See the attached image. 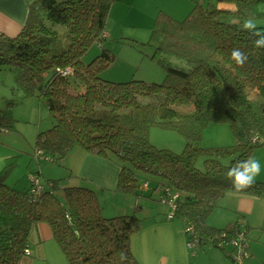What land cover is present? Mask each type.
<instances>
[{
    "label": "trees",
    "instance_id": "trees-1",
    "mask_svg": "<svg viewBox=\"0 0 264 264\" xmlns=\"http://www.w3.org/2000/svg\"><path fill=\"white\" fill-rule=\"evenodd\" d=\"M114 1L33 0L20 32L0 34V67L13 69L23 97H38L53 118L50 128L38 132L33 157L58 163L80 148L108 158L120 168L117 190L136 196L142 194L141 175L149 176L155 191L179 193L175 218L193 229L196 246L213 244L232 260L218 241L223 231L227 237L236 234L237 220L244 218L238 215L222 228L208 219L228 192L264 195L263 180L235 191L226 176L238 160L264 147L251 139L264 137V50L255 49V37L243 30L244 20L260 14L255 8L264 0H216L233 9L199 0L183 19L159 10L149 44L155 47L153 60L166 71L161 82L102 77L115 59L102 45ZM257 28L264 31V26ZM96 43L101 53L85 62ZM233 48L248 54L244 67L231 61ZM167 54L186 60L189 68L172 66ZM3 100L0 132L15 130L16 102ZM212 122H228L234 143L199 146ZM155 126L182 134L185 147L175 152L152 144L149 134ZM10 171L0 172V264L22 263L39 222L51 227L69 264H140L131 238L143 226L141 206L106 216L98 191L85 179L62 187L60 179L47 178L44 184L40 174L31 172L27 186L20 188L6 183ZM31 176L40 179L39 194L33 192Z\"/></svg>",
    "mask_w": 264,
    "mask_h": 264
},
{
    "label": "rangeland",
    "instance_id": "rangeland-1",
    "mask_svg": "<svg viewBox=\"0 0 264 264\" xmlns=\"http://www.w3.org/2000/svg\"><path fill=\"white\" fill-rule=\"evenodd\" d=\"M195 1L199 0H115L106 23L110 36L102 41V45L114 54L115 59L102 71V77L118 82L133 78L161 82L166 71L157 61L153 60L155 47L149 44L151 28L157 13L162 10L176 19H183L193 8ZM200 1L206 4L209 0ZM211 2L218 6V1L211 0ZM255 12L260 14H255L252 19L256 21L257 26H264V3L257 5ZM101 51L102 46L96 43L89 49L83 60L89 62ZM165 56L172 66L189 68L186 60L169 54ZM0 68V107H5L4 98H13L16 102L12 109L16 120L15 130L0 132V172L4 173L5 169L12 170L8 174L6 183L20 188L26 187L28 175L35 172L40 174L39 177L44 184L47 178H54L60 179L62 187L66 186L74 177L63 160L58 163L48 160L38 162L33 157L38 132L47 130L53 125V118L48 108L36 96L24 98L22 91L16 86L15 71L7 66ZM149 139L155 146L168 148L175 152H180L186 145V138L179 132L156 126L150 129ZM233 143L234 137L229 123L212 122L204 129L199 146H228ZM9 157L12 159H7ZM198 163L199 165L202 163V157ZM149 178V176L141 175L139 187ZM97 191L105 213L110 214L120 207L123 208L125 204L130 203L129 199H134V201L138 199L142 206L140 210L143 218L142 228L154 227L153 225L157 222H165L169 225H178L185 234L182 219L176 217L168 220L165 218L168 213L172 212V208L158 198L159 192L154 190L152 183L139 196L120 191L107 193L105 189L102 190L98 186ZM60 195L63 196L61 190ZM129 210L132 211L127 213L134 211L133 208ZM224 218H221V221ZM151 229L154 228L150 227ZM139 232L141 230L137 233ZM247 238L249 246V234ZM160 246L156 253L157 259L161 255H170L166 245L161 244ZM228 250L231 252L233 248L230 246ZM137 253L140 254L138 249ZM191 259L190 255L185 258L186 261Z\"/></svg>",
    "mask_w": 264,
    "mask_h": 264
},
{
    "label": "crops",
    "instance_id": "crops-1",
    "mask_svg": "<svg viewBox=\"0 0 264 264\" xmlns=\"http://www.w3.org/2000/svg\"><path fill=\"white\" fill-rule=\"evenodd\" d=\"M32 1L0 0V34L15 36L20 32L27 20L29 4ZM218 7L234 8L233 5L223 2H219ZM108 36H110L109 33ZM253 155L261 163V175L257 179L264 181V147L257 148ZM63 162L68 165V169L75 176L67 185H77L81 183V179H85L83 182L96 190L98 186L102 190L105 189L107 193L118 191L120 168L112 160L76 148L63 159ZM129 200L130 203L124 205L126 208L122 206L123 208L120 207L110 214L105 213V208H103L104 215L126 214L132 211L129 210L130 208L135 209L137 204L141 206L138 199ZM218 205L209 217V224L222 228L234 221L238 215H242L249 228L250 238L251 257L246 264H262L264 261V195L228 192L219 200ZM221 218L224 219L221 221ZM153 226L142 228L141 232L133 234L131 238L133 253L140 264H233L225 251L213 244L189 249L185 241L186 236L178 225L157 222ZM150 227L154 229L150 230ZM161 244L167 246L170 255H161L157 259L156 253ZM137 249L140 254L137 253ZM29 250L30 254L21 264H69L54 238L51 227L45 222H39L31 232ZM187 255H190L192 259L186 261Z\"/></svg>",
    "mask_w": 264,
    "mask_h": 264
},
{
    "label": "clouds",
    "instance_id": "clouds-1",
    "mask_svg": "<svg viewBox=\"0 0 264 264\" xmlns=\"http://www.w3.org/2000/svg\"><path fill=\"white\" fill-rule=\"evenodd\" d=\"M243 30L248 32L251 37H255L252 41L255 49L264 50V31L257 28L254 19H245L243 22ZM230 59L237 67L242 68L248 62V54L240 48H233ZM251 139L253 142L259 141L264 144V137H261L259 134ZM260 175L261 163L254 155L243 160H238L226 173L235 191H245L251 188ZM120 255L122 261L126 259L125 254L121 253Z\"/></svg>",
    "mask_w": 264,
    "mask_h": 264
},
{
    "label": "built area",
    "instance_id": "built-area-1",
    "mask_svg": "<svg viewBox=\"0 0 264 264\" xmlns=\"http://www.w3.org/2000/svg\"><path fill=\"white\" fill-rule=\"evenodd\" d=\"M105 36L108 37V33H105ZM70 70H65L63 73L67 74L69 73ZM41 152H38L40 154ZM31 181L33 185V192L35 194H39L42 191V185L40 183V179L37 178L36 176H31ZM150 186V183L148 180L144 181L141 186V191H145L148 189ZM159 192V197L162 202L169 204L170 207L172 208V212L168 213L166 216V219L168 220H173L175 218L174 211L176 210L178 206V198H179V193L177 192H167L166 195L163 194L162 189L160 187L156 190ZM185 230L188 234V237L190 235H193V229L190 226H186ZM220 236L222 237L218 243L221 246H224L228 248L231 246L233 250L228 252L231 254L233 264H246V261L250 258V252H249V246H248V238H247V233H246V222L244 219L239 218L237 220L236 224V234H233L232 237H227L226 231H223ZM186 245L189 248L195 247L197 245V237L194 235L190 239L186 240ZM30 254V250H26V255Z\"/></svg>",
    "mask_w": 264,
    "mask_h": 264
}]
</instances>
